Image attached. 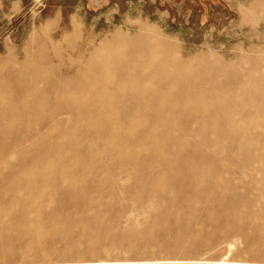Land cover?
Here are the masks:
<instances>
[{"label":"bare ground","instance_id":"bare-ground-1","mask_svg":"<svg viewBox=\"0 0 264 264\" xmlns=\"http://www.w3.org/2000/svg\"><path fill=\"white\" fill-rule=\"evenodd\" d=\"M262 6L264 0L251 1L252 9ZM104 42L107 47H95L90 59L78 54L70 75L69 70L56 72L63 61L54 66L47 54L61 45L43 33L23 47L20 56L14 47L0 56V187L14 193L6 201L16 206L4 221L24 226L19 233L23 242L39 243V235L52 230L64 246L76 237L84 242L98 237L129 242L111 227L116 212L104 217L99 211L98 220L91 218L94 231H87L85 221L78 224L73 219L57 228L54 220L41 222L40 201L34 194L13 197L18 189L82 190V180L72 177L74 171L84 180L91 171L87 167L106 158L118 170L146 164L152 173L147 192L157 189L173 204L160 217L183 214V206L190 209L184 213L189 216L200 211L214 219L223 215L239 232L254 226L264 245L263 213L249 209L247 200L231 194L230 187L244 178L264 184V77L252 78L258 68L264 70V59H251L252 69L246 74L225 64L213 67L208 57L183 60L174 55L168 39L146 24L137 34L117 31ZM244 85L252 90L241 94ZM253 97L258 102L250 104L247 98ZM257 116L261 121H255ZM69 120L72 124L64 128ZM73 138L83 142H71ZM223 142L226 153H218ZM186 145L191 148L186 150ZM141 148L150 151L142 160ZM92 149L100 153L95 156ZM95 169L113 185L111 174L100 166ZM169 183H185L194 192L182 199ZM214 190L220 191L217 198L204 195ZM151 226L161 230L158 223ZM12 233L9 230L3 238L7 245Z\"/></svg>","mask_w":264,"mask_h":264},{"label":"rangeland","instance_id":"rangeland-1","mask_svg":"<svg viewBox=\"0 0 264 264\" xmlns=\"http://www.w3.org/2000/svg\"><path fill=\"white\" fill-rule=\"evenodd\" d=\"M251 1L0 0V56L5 55L9 47L16 48L20 56L21 49L37 34L43 33L61 45L57 52L49 49L48 53L46 49L54 66L63 61L64 66L56 67V72L66 74L69 70L70 75L78 54L90 59L92 50L107 47L104 41L115 32L134 35L146 24L174 45V55L180 59L198 57L204 60L208 57L213 67L225 64L229 70L246 74L252 69L251 59H264V8L252 9ZM64 35L67 37L63 38ZM86 45H89L88 49L82 51ZM31 48L35 51L34 45ZM121 51L126 58H132L127 50ZM263 77L261 68L252 76ZM239 90L244 94L252 88L244 85ZM247 101L255 104L258 98H247ZM255 121H261V117H255ZM71 124L72 120H69L64 128ZM71 142L83 141L73 138ZM224 143L218 153H226ZM83 148L81 145L79 151ZM184 148L189 150L191 147L186 145ZM202 148H208V145L203 144ZM210 150L213 152L214 148ZM92 153L97 156L100 152L92 149ZM127 153L133 155V152ZM138 155L142 160L150 155V151L141 148ZM97 166L112 175V186L98 174ZM113 166L110 160L103 158L87 167L91 171L88 177L85 174L84 180L75 170L72 177L82 180L79 183L82 190L61 188L32 193L18 189L13 197L34 194L40 201L41 222L54 220L57 228L73 219L78 224L85 221L87 231H94L91 218L98 220L99 211L104 217L116 212V218L110 220L111 227L116 232L122 231L129 242H110L104 237L84 242L76 237L73 244L64 246L53 230L39 235V243L23 242L19 233L24 231V226L4 221L16 209L6 201L14 193L0 187V239L3 240L9 230L13 232L11 244L0 240V264H264V245L260 244L254 226L245 227L244 233L239 232L232 227L234 221L228 217L209 218L205 211L189 216L184 213L190 209L184 206L183 214L175 212L160 217L159 214L165 213L173 204L168 202V195L157 189L147 192L151 188L152 173L146 164H133L126 170ZM184 184L169 183L168 187L177 190L185 199L194 191L189 190L191 186L185 188ZM230 187L231 194L247 200L249 209L264 215L263 183L253 184L244 178L234 181ZM219 194L220 191L214 190L204 195L212 199ZM226 197L230 199V195ZM153 223H158L161 230L154 231ZM219 259L224 261H215Z\"/></svg>","mask_w":264,"mask_h":264}]
</instances>
